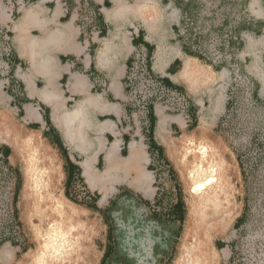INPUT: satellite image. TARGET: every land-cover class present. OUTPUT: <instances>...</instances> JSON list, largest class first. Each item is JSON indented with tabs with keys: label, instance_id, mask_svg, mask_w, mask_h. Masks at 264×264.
Listing matches in <instances>:
<instances>
[{
	"label": "crops",
	"instance_id": "obj_1",
	"mask_svg": "<svg viewBox=\"0 0 264 264\" xmlns=\"http://www.w3.org/2000/svg\"><path fill=\"white\" fill-rule=\"evenodd\" d=\"M186 2L170 0L173 12L149 18L139 2L131 0H0V75L6 73L0 81V103L8 101L16 114L22 112L30 121L24 130L39 133L42 142L41 147L32 140L33 147L27 144L33 156L26 159H41L44 183L49 185L33 197L65 196L77 204L75 186L77 181L84 183L91 195L85 206L106 216L108 237L107 206L121 190L130 191L144 207L160 203L152 161L170 166L167 151L173 155L181 148L178 140L190 133L210 138L201 125L217 122L228 106L223 92L206 109L204 100L179 90L191 85L189 74L197 71L194 66L188 72L191 60L202 62L206 71L226 75L225 65L207 62L201 53L187 49L197 37L188 28L181 31V25L188 26L191 11ZM259 19L255 25L260 28L250 24L233 31L237 48L243 46V31L264 36V17ZM133 64L160 86L147 96L144 110L130 96ZM249 69L252 83L261 86L263 72L252 64ZM13 152L0 136V180L10 183L5 210L18 221L20 187L19 201L23 203L27 195L22 192L21 153L14 157ZM55 162L62 175L58 179L47 176ZM97 194L100 205L92 198ZM176 201L177 193L171 209ZM109 252L105 249L100 262Z\"/></svg>",
	"mask_w": 264,
	"mask_h": 264
},
{
	"label": "rangeland",
	"instance_id": "obj_2",
	"mask_svg": "<svg viewBox=\"0 0 264 264\" xmlns=\"http://www.w3.org/2000/svg\"><path fill=\"white\" fill-rule=\"evenodd\" d=\"M185 1L187 0H178ZM189 1L192 4L191 11L188 12L190 15L188 26L181 25V31L184 33L188 28L190 34L196 33L197 41L192 43L190 48L205 56L207 62L225 65L222 71H226L225 76H222L220 70L206 71L208 67L203 66L202 62L197 64L191 60L188 72L191 73L194 66H197V71L191 73V85H182L179 88L180 92L194 100H204L206 109L211 107L212 100L219 93L223 92L228 98V106L218 121H208L206 127L201 125L205 130L207 128L209 137L219 145V151L233 173L235 187L233 198L235 215L231 216V220L225 225L218 224L216 218L210 219L209 222V239L216 255L212 264H264V78L261 79V86L255 85L250 79L254 75L249 69L252 64L258 73L263 72L259 76L264 77V36L243 31L240 35L243 46L237 48V40L233 34L234 30L244 25L251 24L255 29L259 27V24L255 25L257 23L255 20L264 17V6L260 5V0ZM136 2H139L142 6L140 10L149 18L154 13H171L174 10V6H170V0H131V3ZM253 2L257 4L252 7ZM234 45L236 48H233ZM5 76L4 71L3 75H0V81H3ZM190 87L192 91L188 89ZM15 110L16 107L10 106L8 101L0 103V136H3L12 147L14 157L21 153L19 157L23 176L22 166L25 161L22 154L21 131L28 129L27 123L30 121L22 112L16 114ZM192 135L193 133H190L178 140L181 148L190 144L187 140ZM181 148H175L173 155L167 151L172 169L171 190L161 198L159 205L163 209L167 208L171 200H174L175 194L179 192L182 219L174 217L175 214H169V218L168 212L153 215L150 205L144 207V203L130 191L121 190L114 201L106 205L107 218L112 229L110 238L109 234L107 235L106 216L101 212L87 209L85 205L89 204V200L77 198L76 205L81 224L88 226L87 238L83 242V247H78L75 240V250L66 247L60 252L62 255L71 256L72 260L57 261L55 259L58 253L53 256L54 260L65 264L71 262L101 264L102 254L105 249L110 248L109 256L103 259L102 264L140 263L147 255L151 257L149 261L154 262H150L151 264H175L185 238L190 186L187 167L193 162L196 154L194 149L184 154ZM14 157L11 156V161H14ZM16 166L19 167L18 164ZM0 184V251L4 247L10 252L5 260L0 257V264H40L36 260L23 259V256L34 250L39 233L49 236L48 240H56L59 237L61 229L56 227L58 219L52 213L62 210L67 202H73L65 196L49 198L39 196L36 198L38 205L35 206L33 214L26 213L24 202L19 201L20 187L16 218L21 237H16L9 234L1 225L7 220L5 205L8 201L10 183L1 181ZM77 184L85 186L80 181H77ZM59 191L63 193L62 188ZM92 198L97 199L100 205V194H97V198L92 195ZM217 215L220 217L221 212ZM242 217L243 219L237 223ZM115 219H123L124 228L121 232L124 233L122 237L126 241L123 246L122 234L118 233L114 226ZM150 219L157 222L154 223ZM48 232L51 235H48ZM5 244L9 246L6 247ZM57 251L58 249L54 250ZM38 252L42 256H47L44 248ZM137 258L140 261H137Z\"/></svg>",
	"mask_w": 264,
	"mask_h": 264
},
{
	"label": "bare ground",
	"instance_id": "obj_3",
	"mask_svg": "<svg viewBox=\"0 0 264 264\" xmlns=\"http://www.w3.org/2000/svg\"><path fill=\"white\" fill-rule=\"evenodd\" d=\"M137 6H140V9L142 8L141 5L137 4ZM37 136H40L39 133H31V131L25 130L22 131L21 136L22 148H24L22 154L25 158V163L22 166V192L27 195L23 200L25 212L31 214H33L35 206L38 205L33 194H38L41 189H48L49 186L44 183L45 169L43 168L46 167L42 166L41 159L39 158L37 162L33 159H26L27 156H33L32 150L27 147V144L33 147L29 140L35 141L38 143L37 147H41L42 142L38 140L39 137ZM187 141L190 144L185 143L186 145L181 148L184 154L190 152L191 149L196 150V154L193 157V162L187 167L188 173L186 172L187 178L190 180V186L189 196L187 197L185 238L175 264H212L216 255L209 239L208 226L212 218H216L218 224L225 225L231 220V216L235 215L233 209L235 192L232 180L233 173L229 170V165L221 155L219 145L215 143V140L208 138L207 134L197 133L189 137ZM48 169L47 176L56 179L62 176L56 162L51 164ZM58 183L61 190L60 180H58ZM65 205L62 210L52 213L58 219L56 227L61 229L58 234L59 237L56 240H48L49 236L39 233L34 250L28 251L23 259L36 260L40 264L42 262L44 264H65L58 263L55 260L64 262L66 260L70 261L72 258L66 254L62 255L60 252H63L66 247L75 250V240L78 247H83V242L87 238L88 226H82L75 203L67 202ZM218 212H221L220 217H217ZM48 226L51 227V225ZM47 234L51 235L49 232ZM42 248L46 251L47 256H42L38 252ZM55 249H58V251L54 252ZM9 254L10 252L4 247L0 251L2 260H5ZM56 254L58 257L54 260L53 256Z\"/></svg>",
	"mask_w": 264,
	"mask_h": 264
},
{
	"label": "built area",
	"instance_id": "obj_4",
	"mask_svg": "<svg viewBox=\"0 0 264 264\" xmlns=\"http://www.w3.org/2000/svg\"><path fill=\"white\" fill-rule=\"evenodd\" d=\"M128 81L130 85V96L133 100L134 104L141 109H145L146 102L145 99L147 96L151 95V92L158 90L160 88L159 85H154L145 75V71L138 66V64H133L130 73L128 76ZM163 93V89L161 90ZM153 172H157L156 178L154 180L155 189H156V198L161 199L163 196L167 195V193L171 190V168L170 166L163 160L160 161H152L151 163ZM75 191L77 198L79 200H90L91 195L86 190L85 186L81 184H77L75 186ZM173 190V189H172ZM174 191V190H173ZM168 205L167 208H161L159 203L151 202V212L152 213H160V212H168L167 216L170 214L171 205L174 203V200ZM7 220L2 223V227L9 231V234L12 236H20L21 230L17 221L12 217V212H7Z\"/></svg>",
	"mask_w": 264,
	"mask_h": 264
},
{
	"label": "trees",
	"instance_id": "obj_5",
	"mask_svg": "<svg viewBox=\"0 0 264 264\" xmlns=\"http://www.w3.org/2000/svg\"><path fill=\"white\" fill-rule=\"evenodd\" d=\"M192 4V2L191 1H189V0H187V2H186V5H187V10L189 9H191L190 8V5ZM187 49L189 50V51H191V48H190V45H188V47H187ZM31 127H37V125L36 124H32L31 125ZM144 205V204H143ZM153 215L155 214V213H152ZM170 214H175V215H173L174 217H176L177 219H182V201H181V199H180V193L178 192L177 193V201H176V203L173 205V207H172V209L170 210ZM169 218H170V215L168 216ZM243 219V217L242 218H240L239 220H238V222L237 223H239L241 220ZM111 236H112V229H111ZM111 238V237H110ZM110 247V246H109ZM110 248H108L107 250H109ZM109 256V254H107V256H106V254H105V257L107 258ZM105 260V259H104ZM104 260L101 262V263H103L104 262Z\"/></svg>",
	"mask_w": 264,
	"mask_h": 264
},
{
	"label": "water",
	"instance_id": "obj_6",
	"mask_svg": "<svg viewBox=\"0 0 264 264\" xmlns=\"http://www.w3.org/2000/svg\"><path fill=\"white\" fill-rule=\"evenodd\" d=\"M151 220V219H150ZM152 222H154V223H156L157 221L156 220H151ZM114 226H115V229H116V231L118 232V233H120V234H122L121 235V246H123L124 245V241H125V239L122 237V236H124V233L123 232H121V230L124 228V223H123V219H115V221H114ZM126 242V241H125ZM148 258V259H147ZM147 258L146 257H144V258H142V261L140 262V263H134V264H151L152 262H153V260H151V261H149L150 260V258L148 257V255H147ZM137 261H140L139 260V258H137L136 259ZM151 262V263H150ZM154 263V262H153Z\"/></svg>",
	"mask_w": 264,
	"mask_h": 264
}]
</instances>
